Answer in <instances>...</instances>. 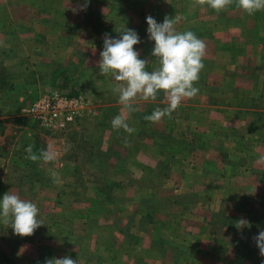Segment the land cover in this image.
Listing matches in <instances>:
<instances>
[{"label": "crops", "instance_id": "crops-1", "mask_svg": "<svg viewBox=\"0 0 264 264\" xmlns=\"http://www.w3.org/2000/svg\"><path fill=\"white\" fill-rule=\"evenodd\" d=\"M76 1L0 0V13L3 17L8 16L5 23L1 22L0 17V188H6L2 176L8 171L18 168L21 171L26 168L24 171L28 172L30 168H38V171L44 169L42 160L33 162L27 159L28 153L25 151L31 144L33 153L39 155L41 148L37 146L40 140L44 141L43 149L51 145L56 151L57 159L53 164L59 172L69 170L74 174L78 171V152L74 149L71 155L68 154L69 147H65L64 141L70 145L86 139L88 143L94 141L93 133L82 135V128L84 130L95 125L97 128L93 127L94 131H98L106 124L111 125V120L121 109L117 95L112 92V78L101 76L97 67L105 34L117 39L120 37L119 31L126 28L134 30L141 41L135 50L140 53L141 59L150 60L148 70L151 71L157 62L151 55L154 42L149 40L146 18L153 14L157 23H163L166 16H177V31L190 30L206 44L205 67L196 84L200 89L199 94L183 101L171 118L165 117L158 124L150 122L148 135L143 136L149 142L148 147L143 145L144 139L138 137V111L128 119L130 127L136 130L132 135L129 136L122 129L113 130L110 126L108 133H103L99 139L102 146L104 144L99 149L100 153L110 155L114 160L110 168L101 170L110 173V177L116 176V179L110 178L100 187L107 189L110 182L113 187L119 185V189L130 186L142 188L146 186L142 176L150 172L154 179L146 187L158 190L152 192L149 201L142 193L138 197L122 190L119 198H123L124 203L117 212L114 210L111 215L104 212L103 215H90L89 218L94 220L92 226H96L97 236H102V245L108 247L105 249L108 264L130 260L138 264V251L141 249L151 254L139 257L148 259L144 260L147 264H157L158 257L153 253L163 248V244L156 243V240L169 233L166 231L167 224L172 223L173 217L178 222L179 219L190 222V227L182 228L176 235L188 239V243L193 242L191 238L198 237L195 248L200 249L206 257L220 251L223 264H256L261 258L239 260L235 256L238 244L236 236L226 228L212 226V223L220 219L218 215H222L221 220L236 215L264 216V30L257 34L256 22L249 19L230 20L223 12L216 11L210 14V7L194 5V0H154L153 3L138 0V4L97 1L88 3L84 10V4L79 5ZM83 13L89 14L86 21H82V18L74 21L69 17L72 15L76 19ZM4 27L6 30L2 32L1 28ZM31 48L34 49L33 54ZM36 53H39L38 56ZM63 81L65 84L61 86ZM57 86L71 89L81 87L87 94L92 112H86L85 117L77 121L76 127H73L76 131L71 135L69 133L55 139L43 134L39 139L21 112L23 100ZM162 101L163 93L154 102L138 101L137 107L140 111L150 109V113L142 112V116H146L157 107H166ZM189 123H193L195 128V132L188 131L190 136L184 133L187 130L184 126H189ZM73 128L69 131L72 132ZM180 132L186 137H180ZM126 136L128 146L123 142ZM164 139L168 140L167 150L162 148ZM192 153L199 157L196 169L185 163ZM88 154L91 152L88 151ZM165 155H170V159L165 161ZM94 165L99 171L100 164ZM162 169L168 174H161ZM190 172L199 181L192 185L190 180L187 186H197L202 190L198 197V205L202 209L192 211L189 203L171 202V194H168L165 196L168 202L163 200L167 202L166 209L159 211L154 200L163 197L160 187H172L169 179L172 177H177L179 183L185 185ZM63 183H52L47 187L55 189V197H61L57 188L62 189ZM44 184L47 182L44 181ZM15 185V182L10 184L11 187ZM91 186L95 187L96 184ZM43 191L47 196L49 189ZM58 200L61 202L60 198ZM96 200L99 202L101 199L97 197ZM141 207L145 208L143 212L138 211ZM116 213L117 217H113ZM160 214L168 218L161 219L157 216ZM115 218L125 219L130 227L135 228L126 229L122 227L124 225L114 227ZM159 222L165 224L166 229L160 227ZM195 226L199 229L196 230ZM83 228L82 235H86L87 227ZM216 231L226 235L225 238L215 235ZM139 236L145 239L141 240ZM100 240L97 242L93 238L89 243L99 250ZM87 250L90 253L85 257L89 262L94 250ZM73 251L77 252L78 247ZM207 252L210 253L204 254Z\"/></svg>", "mask_w": 264, "mask_h": 264}, {"label": "rangeland", "instance_id": "rangeland-1", "mask_svg": "<svg viewBox=\"0 0 264 264\" xmlns=\"http://www.w3.org/2000/svg\"><path fill=\"white\" fill-rule=\"evenodd\" d=\"M6 0H3L5 2ZM76 1V0H75ZM99 1L100 3H136L138 4V0H90L91 3H96ZM9 2V0H7ZM66 2V1H64ZM70 2V1H69ZM79 5L85 4V0H77L76 1ZM150 3H153L154 0H149ZM210 14H214L215 10H211ZM223 15L227 17L228 19H249L254 22H256V30L258 31L257 34L260 33L261 30H264V11L256 12L254 15H247L242 10L238 9L235 4L230 6L227 10L222 11ZM219 12V13H222ZM70 14V13H68ZM74 13H72L73 15ZM143 14V13H141ZM70 17L71 20L77 21L78 19L82 18L83 20H87L89 18L88 13H83V15L76 17ZM109 18H112V15H109ZM149 16H153V14H149ZM1 22L5 23L8 16H2L0 13ZM68 17V18H69ZM0 22V23H1ZM263 24V26H262ZM4 25V24H3ZM5 27L1 28V31H5ZM72 30V29H71ZM11 32V29H9V33ZM12 34V33H10ZM53 34V33H51ZM37 35V34H36ZM37 37V36H36ZM33 40H35V37H33ZM37 44V42H36ZM34 46V45H33ZM38 50V48H36ZM32 54L34 52V49L31 48ZM39 53H36L35 55L38 56ZM61 86H64L65 81ZM73 87V86H72ZM55 88H61V87H50L49 90L55 89ZM62 90L65 91H75L77 93L83 94L87 98V94L81 89V87L76 86L75 88H66L62 87ZM59 90V89H58ZM47 91V90H45ZM44 92V91H43ZM41 92V93H43ZM41 93H39L37 96H39ZM37 96L31 98H27L26 100H23L21 109L30 101H32ZM89 100V99H87ZM149 108V107H148ZM20 109V108H19ZM150 113V109H145L143 111H138V137L142 140L144 139L143 145L146 147L149 146V142L147 139H145L143 136L148 135L149 127L151 126L150 122L145 121L144 117L142 116V112ZM86 113L83 115L81 119L85 117ZM28 122L32 125L34 133H36V136L41 139V135L46 134L47 136H50L52 138H61L63 136H67L74 133L76 131L74 128L76 127L75 124L72 126L69 130H71L73 127V131L70 132L69 130L65 132L60 133H51L48 131H44L39 129L35 124L29 121L27 117H25ZM141 121H145V123H142ZM79 124V123H78ZM187 125V124H186ZM186 127V131L184 133H187L188 136H190L189 130L191 132H195V128L193 127V123H189V126ZM80 126V125H78ZM97 126V125H96ZM110 124H106L104 128H101L98 131H94V128L97 127H86L82 128V135H86L88 132L93 133V137L95 138L94 141L87 142V139L77 143H74L71 145L64 141L66 144V148L68 149V154L71 155V151L78 152V162H79V170L74 171L75 173H70L69 170L64 171H58L57 167H54L55 165L53 163H45L44 169L41 171H38L37 169L30 168L29 172L22 171L18 168V170H11L5 173V175L2 176V182L4 185L3 189L0 188V199L3 198L6 191L9 190V192L12 189V192L14 194H17L20 196L21 199L31 201L35 203L39 209V217L38 219L42 220L43 226L38 228L34 235L30 237H19L14 234V231L7 225H4L0 223V248L12 259L14 264H45L46 259L51 258H64L66 256H70L73 260L79 261V264H108V254L106 253V247L104 244L102 245V236L99 237L96 234V226L93 227V221L92 218H89L90 215H103L104 212H106L107 215H111V213L117 212L118 209H120L119 206H121L124 203L123 198H119L122 196L121 192L122 190H125L126 193L130 195H137L138 197H141L142 193L146 198H149L152 195V192L157 191L158 188L155 187H146L150 184V182L154 179V177L151 176V173H144L142 176L143 183L146 185L142 188H134L133 186L119 189V185L116 187H113V185L109 182L107 185V189H104L103 187H100L102 183L108 181V179H116V176L110 177V173H106L105 171H102L101 169L104 168H110L113 165L114 160L110 155H102L99 149H101L102 146V140L99 141L102 134L105 135L108 133V128L110 127ZM94 127V128H93ZM183 127V128H184ZM182 128V127H181ZM180 128V129H181ZM172 129V128H171ZM210 131V129H208ZM176 131V128H175ZM68 133V134H67ZM184 133L180 132V137H186ZM177 135V133H176ZM200 137V136H199ZM202 138V137H201ZM44 139V137H43ZM209 137H207L208 142ZM167 139H164V146L162 148L168 149V143ZM181 142H185L184 140H180ZM178 141V142H180ZM192 141V140H191ZM201 141V140H199ZM8 141L7 143H9ZM42 142L43 140L39 141V144L37 146L43 149ZM190 142V141H189ZM170 143V142H169ZM189 144V143H188ZM192 144H189V146ZM194 146V145H193ZM83 151L82 154H80V151ZM195 150V149H193ZM88 151L91 152V154H88ZM197 151V150H195ZM192 152V150H191ZM183 154V153H182ZM185 159V155L182 157ZM198 155L196 153H192L185 161V163H188L189 165H192V169H196V165L198 164ZM112 159V160H111ZM165 161L170 159V155L164 156ZM94 163H99V171L96 169V166ZM186 167V166H185ZM54 168L57 173H59V177H62L60 181H63L64 183L61 185L63 188L59 189L57 188V191L60 192V196L57 195L55 197V191L54 188L51 186L47 187L48 184H52L53 178L49 174V169ZM42 169V168H41ZM161 174H168L164 171V169L161 170ZM190 177L188 176V182H186L185 185H182L179 183V179L177 177L169 178L171 179L172 187L169 188H162L160 187V195L163 197H157V200L155 201L156 206L158 207L159 211L164 212V210L167 207L168 199L165 197L168 194H171V202L174 200L175 203L178 202H186L191 205V210H198L200 211L202 208L198 205L200 202L198 200L200 188L196 187H188L187 184L191 183L194 185L193 182L199 181L198 177L195 175V177H192V174L190 172ZM140 175V171L138 172V177ZM17 179V180H16ZM140 179V178H139ZM145 179V180H144ZM16 180V181H14ZM29 180L35 181L36 183L30 182ZM15 182L16 187H11L10 184H13ZM47 182V184H44ZM132 182H134L132 180ZM95 183L96 186L92 187L91 185ZM180 184V185H179ZM45 188H48L49 191H47V196H45V192L43 191ZM112 193V194H111ZM53 194L54 196H51ZM90 195V196H89ZM98 195V196H96ZM45 196V197H44ZM95 196V198H94ZM97 197H99L101 200L97 202ZM104 197V198H103ZM58 198L61 199V202H59ZM45 201H43V200ZM105 199V201H103ZM110 200V201H108ZM167 202H165V201ZM157 201V202H156ZM195 204V205H193ZM127 204H125L126 206ZM151 204L149 203V206ZM130 206V204L128 205ZM95 209V210H94ZM145 209L144 207L139 208L138 211H142ZM263 209V208H262ZM100 212V213H98ZM193 213V212H192ZM150 215V214H148ZM117 217V213L113 215V217ZM119 216V215H118ZM159 218H168L167 215H157ZM173 216V215H172ZM182 216V215H177ZM220 219L215 220L212 223V226L215 225L216 228H226L229 232L232 231L233 236H236V240L238 241L237 249L235 256L239 260H248L253 259L257 257L258 262L256 264H264V257L260 256L259 249L256 245V242L254 240V237L259 234L260 231H264V216L263 215H236L233 217H225L224 220H221L222 215H218ZM225 216V215H224ZM241 218L247 219L248 226L244 227L242 230H238L235 227V223L240 220ZM172 223L167 224V230L169 233L167 235L162 236L163 240V248H160L157 253H153L155 257H158L156 259L157 264H223L224 260L221 259V253L220 251L217 253H212L211 255H208L210 252L204 253L208 256L206 257L203 255L200 251V249L195 248V243L198 237H194V239L191 238L193 241L192 243H188V239H183V237H178L176 233L180 231L182 228L186 229V227H190V222L188 220H181L175 221L176 217L172 218ZM113 220V219H112ZM125 220V219H124ZM123 219L120 220V218H115L113 220L114 227H121L126 229H134L135 227H130V223H127L128 221H124ZM149 221V220H148ZM126 222L127 224H125ZM124 223V224H123ZM214 224V225H213ZM78 225V226H77ZM159 225H161V222H159ZM216 225H220L222 227H218ZM165 224H162L160 227L164 228ZM86 228V235H82L83 230ZM194 227V226H193ZM196 227V226H195ZM166 229V228H164ZM199 229L196 227V230ZM195 230V231H196ZM224 230V229H223ZM143 231V230H142ZM141 231V232H142ZM81 232V233H80ZM79 233V234H78ZM219 238H225L226 235H222L221 233L217 232L214 233ZM79 235V236H78ZM174 235V236H173ZM80 237V238H78ZM78 238V239H76ZM93 238H96L97 242L100 240V246L97 247L99 250H95L96 248L92 246V243H89V240ZM141 240L145 239L144 236H139ZM133 240V239H131ZM80 242H83L81 244ZM158 239L156 240V243H158ZM80 244L82 246H80ZM42 245V246H41ZM97 245V243H95ZM41 247V248H40ZM78 247V251L75 252L73 249ZM87 249L94 250V253L92 252L90 256V261L87 262V258L85 257L90 253ZM167 249V250H166ZM145 254L150 255L151 252L143 251L142 249L138 251V264H147L144 260V258L139 257L143 256ZM202 254V255H200ZM85 257V260H84ZM88 257V256H87ZM263 258V259H262ZM154 259V258H153ZM148 260V259H146ZM86 261V262H85ZM133 264V261L130 260L129 262L121 263V264ZM226 263V262H225ZM116 264H120V261H116ZM228 264V263H226Z\"/></svg>", "mask_w": 264, "mask_h": 264}, {"label": "clouds", "instance_id": "clouds-1", "mask_svg": "<svg viewBox=\"0 0 264 264\" xmlns=\"http://www.w3.org/2000/svg\"><path fill=\"white\" fill-rule=\"evenodd\" d=\"M88 3L90 0H85L82 10L86 9ZM233 4L250 16L264 11V0H194V5H207L217 13L227 10ZM146 19L149 40L154 42L151 55L157 62L156 67L148 70L150 60L141 59L140 53L135 50V46L141 42L140 37L128 28L119 31L120 37L117 39L105 34L103 51L97 64L101 76L112 78V92L117 95L121 105L120 113L111 120V126L116 131L122 129L129 136L136 131L130 127L128 119L132 113L139 111L138 101L154 102L163 93L162 103L166 107L155 108L144 119L158 124L165 117L171 118L183 101L199 94L200 89L196 84L205 67V42L190 30L177 31L179 17L166 16L163 23H157L152 16ZM123 142L128 146L127 136ZM25 151L28 153L26 158L33 162L42 160L50 164L57 159V153L51 145L47 149H41L39 155L33 153L31 144ZM49 174L54 183L61 182L59 173L54 168L49 169ZM38 217L37 205L21 199L12 191L0 199V223L9 226L19 237H30L44 225ZM246 226L248 222L243 218L235 223L238 230ZM254 240L260 256L264 257V231H260ZM45 264H79V261L66 256L46 259Z\"/></svg>", "mask_w": 264, "mask_h": 264}, {"label": "built area", "instance_id": "built-area-1", "mask_svg": "<svg viewBox=\"0 0 264 264\" xmlns=\"http://www.w3.org/2000/svg\"><path fill=\"white\" fill-rule=\"evenodd\" d=\"M21 112L39 129L60 133L69 130L92 108L81 93L51 89L28 102Z\"/></svg>", "mask_w": 264, "mask_h": 264}, {"label": "trees", "instance_id": "trees-1", "mask_svg": "<svg viewBox=\"0 0 264 264\" xmlns=\"http://www.w3.org/2000/svg\"><path fill=\"white\" fill-rule=\"evenodd\" d=\"M70 93H77V92H73V91H70ZM35 99V98H34ZM158 243L160 245H162L163 243V240L159 237L158 238ZM0 264H14V262L12 261V259L9 257V255H7L1 248H0ZM145 264V263H144Z\"/></svg>", "mask_w": 264, "mask_h": 264}]
</instances>
